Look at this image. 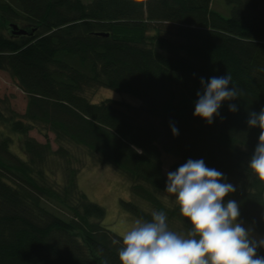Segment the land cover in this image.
<instances>
[{"label": "trees", "instance_id": "trees-1", "mask_svg": "<svg viewBox=\"0 0 264 264\" xmlns=\"http://www.w3.org/2000/svg\"><path fill=\"white\" fill-rule=\"evenodd\" d=\"M224 1L227 17L213 0H0V73L27 99L20 112L0 97V264H121L113 240L122 237L80 190L87 165H110L130 181L133 198L121 205L136 220L162 210L185 234L191 224L178 204L159 196L165 155L167 172L203 159L224 173L236 188L225 202L264 232V181L248 168L261 129L247 124L264 108V0ZM15 23L27 33H14ZM227 73L242 93L231 100L238 110L221 105L208 124L193 115L200 80ZM92 87L141 104L91 103L83 91Z\"/></svg>", "mask_w": 264, "mask_h": 264}, {"label": "clouds", "instance_id": "clouds-1", "mask_svg": "<svg viewBox=\"0 0 264 264\" xmlns=\"http://www.w3.org/2000/svg\"><path fill=\"white\" fill-rule=\"evenodd\" d=\"M200 83L203 91L196 93L193 115L208 124L220 115L223 101L242 95L235 84L229 88L233 83L230 73L207 82L201 78ZM228 107L230 112L238 110L236 104ZM247 124L261 129L248 168L264 181V108L250 112ZM172 134L179 135L174 125ZM165 191L175 197L191 228L185 234L173 231L166 212L154 210L150 220H135L121 239L113 240L114 245H120L121 264H264V256L257 255V249L264 248V238L257 239L251 229L242 226L235 200L225 202L236 188L226 182L224 173L206 166L203 159H188L167 173Z\"/></svg>", "mask_w": 264, "mask_h": 264}, {"label": "rangeland", "instance_id": "rangeland-1", "mask_svg": "<svg viewBox=\"0 0 264 264\" xmlns=\"http://www.w3.org/2000/svg\"><path fill=\"white\" fill-rule=\"evenodd\" d=\"M213 3V8L215 10L217 9L225 17L231 15L230 10L232 6L230 4L225 3L224 0H213ZM83 94L88 97L91 103H100L106 99H116L124 102L129 101L133 104H136L134 103L135 101L137 104L138 102L141 103L138 98L133 97L128 93H122L115 90L112 91L105 87L87 88L83 91ZM8 96L12 98L11 103L17 111L23 112L25 110L27 99L23 91L20 87H16L11 77L7 74L0 73V97ZM230 103L231 101H223L221 105H227ZM29 135L35 137L40 142L45 141L44 137L40 135L37 130H32ZM13 137L16 142L12 145V150L18 155H21V151L17 145L16 136ZM53 137V135L50 136L52 139V146L55 148L57 144L54 142ZM171 161H173L172 155H165L164 165L166 174L168 173L167 171ZM78 180L80 190H82L91 201L101 204L105 208V211H107L105 218L102 220L105 227L109 231L111 230L118 236L122 237L123 233L131 228L136 220V218L121 205V199L129 200L130 198H133L129 188L130 181L124 178L110 165H87L80 171ZM159 196L164 199V202L168 206H172V204L176 203L175 197L170 196L168 193L161 192ZM136 201L143 209L149 210L145 201L142 199H136ZM239 221L242 222V226L251 229L253 235L257 239L264 238V232L257 231L249 221L240 218Z\"/></svg>", "mask_w": 264, "mask_h": 264}, {"label": "water", "instance_id": "water-1", "mask_svg": "<svg viewBox=\"0 0 264 264\" xmlns=\"http://www.w3.org/2000/svg\"><path fill=\"white\" fill-rule=\"evenodd\" d=\"M12 27H13V29H14V33H18V34H26L27 33V31L25 30V29H18V24H12Z\"/></svg>", "mask_w": 264, "mask_h": 264}, {"label": "crops", "instance_id": "crops-1", "mask_svg": "<svg viewBox=\"0 0 264 264\" xmlns=\"http://www.w3.org/2000/svg\"><path fill=\"white\" fill-rule=\"evenodd\" d=\"M134 103H136V105H137V106L141 104V103H139V102H138V104H137V102H136V101H135ZM134 105H135V104H134Z\"/></svg>", "mask_w": 264, "mask_h": 264}, {"label": "bare ground", "instance_id": "bare-ground-1", "mask_svg": "<svg viewBox=\"0 0 264 264\" xmlns=\"http://www.w3.org/2000/svg\"><path fill=\"white\" fill-rule=\"evenodd\" d=\"M18 26H19V25H18ZM18 29H22V27L19 26Z\"/></svg>", "mask_w": 264, "mask_h": 264}]
</instances>
